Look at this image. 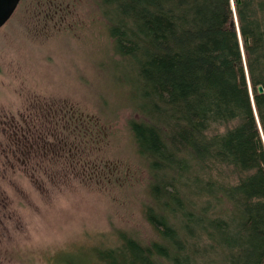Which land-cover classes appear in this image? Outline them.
Instances as JSON below:
<instances>
[{
	"label": "trees",
	"instance_id": "trees-1",
	"mask_svg": "<svg viewBox=\"0 0 264 264\" xmlns=\"http://www.w3.org/2000/svg\"><path fill=\"white\" fill-rule=\"evenodd\" d=\"M234 1L99 0L155 233L120 231L106 264H264V0Z\"/></svg>",
	"mask_w": 264,
	"mask_h": 264
},
{
	"label": "rangeland",
	"instance_id": "rangeland-1",
	"mask_svg": "<svg viewBox=\"0 0 264 264\" xmlns=\"http://www.w3.org/2000/svg\"><path fill=\"white\" fill-rule=\"evenodd\" d=\"M98 3L21 0L0 28V264H106L120 231L155 236Z\"/></svg>",
	"mask_w": 264,
	"mask_h": 264
},
{
	"label": "water",
	"instance_id": "water-1",
	"mask_svg": "<svg viewBox=\"0 0 264 264\" xmlns=\"http://www.w3.org/2000/svg\"><path fill=\"white\" fill-rule=\"evenodd\" d=\"M21 2V0H0V28L6 24V22L12 17L13 13L15 12V10L17 9L19 3ZM241 0H238V3H240ZM233 7L235 9V1L233 0ZM236 24H237V29L240 35V39H242L241 37V32H240V28L238 26V20H237V15H236ZM250 85V89H251V93L253 96V92H252V86ZM258 90L259 92H263V86L259 85L258 86ZM264 138V135H263Z\"/></svg>",
	"mask_w": 264,
	"mask_h": 264
},
{
	"label": "bare ground",
	"instance_id": "bare-ground-1",
	"mask_svg": "<svg viewBox=\"0 0 264 264\" xmlns=\"http://www.w3.org/2000/svg\"><path fill=\"white\" fill-rule=\"evenodd\" d=\"M233 2V1H232ZM242 45H243V43H242ZM248 75V74H247Z\"/></svg>",
	"mask_w": 264,
	"mask_h": 264
}]
</instances>
